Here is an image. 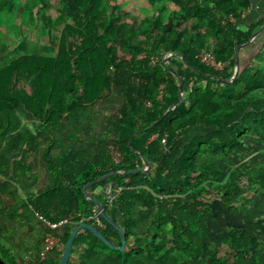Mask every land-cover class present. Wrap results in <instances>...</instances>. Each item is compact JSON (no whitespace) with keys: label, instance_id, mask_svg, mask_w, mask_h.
<instances>
[{"label":"trees","instance_id":"1","mask_svg":"<svg viewBox=\"0 0 264 264\" xmlns=\"http://www.w3.org/2000/svg\"><path fill=\"white\" fill-rule=\"evenodd\" d=\"M142 1L150 13L139 22L129 21L118 4L106 6L103 0H60L62 8H48L42 16L36 15L49 28L48 33L51 23L64 27L54 40L53 55L25 52L9 63H0V152H9L23 139L19 112L27 118L53 123L55 128L65 117L95 103L104 92H113V154L119 159L113 160L111 171L149 166L146 172L118 173L86 189L101 200L107 213L104 198L95 197L93 190L108 182L122 187L116 201H126L120 206L124 225L116 222L124 230L126 241L133 240L134 248L127 254L115 255L113 264H132V256L157 253L156 235L150 239L136 232L138 220H144L146 215L137 212V218L131 216L134 203H153L150 192L134 190L138 179H144L160 195L174 194L178 188L180 193L193 195V199L196 190L205 184L210 187L212 198L204 204V210L187 211V200L176 202L175 209L156 200L150 209L156 217L152 226L162 228L168 221L171 223L173 244L190 259L181 264H229L226 257L216 255L220 243L234 253V264H264V243H258L260 235L248 230L264 212V194L260 199L254 197L257 190L264 192V51L257 52L250 64L233 77L236 48L247 44L264 26V18L246 30L237 25L253 0ZM64 12L71 16V23L64 19ZM255 39L264 48V27ZM19 47L27 50L25 42ZM202 50L227 66L214 70L203 64L198 57ZM112 67L113 77L108 73ZM179 81L183 84V102L177 105ZM194 128L212 131L184 143L180 158L174 160L172 154L181 138ZM26 135L27 142L33 137L35 140L31 132ZM106 136L110 139L109 131ZM66 149L62 150L65 157H60L64 162L69 158L64 153H77ZM9 163L10 158L0 154V164ZM109 171L81 172L79 178L74 177L69 183L73 200L60 197L66 174L54 175L52 189L57 190L54 200H44L43 216L54 223L74 218L71 225H63V246L76 225L93 215V203L85 198L82 187ZM125 193L131 201L123 197ZM145 196L149 198L142 202ZM14 212L11 210V216ZM100 219L105 229L98 228L92 220L85 222L120 244L116 229ZM90 239L100 242L85 230L78 232L70 256L79 245H86L90 252ZM5 251L0 243V264H20Z\"/></svg>","mask_w":264,"mask_h":264},{"label":"rangeland","instance_id":"2","mask_svg":"<svg viewBox=\"0 0 264 264\" xmlns=\"http://www.w3.org/2000/svg\"><path fill=\"white\" fill-rule=\"evenodd\" d=\"M0 2L2 6V11H0V63H9L15 58L22 56L25 52L28 54L44 56H51L54 54L56 48L54 40L59 37L64 24L51 23L52 26L50 33H48L49 28L45 27L36 15L40 14L42 16L48 8H62L60 0H44L42 3H37L35 0H0ZM103 3L106 6L118 4L122 8V11L126 12L128 17L127 19L129 21L134 19L136 22H139V20L150 13V8L147 3L142 0H103ZM261 4L262 5L258 7L254 15L261 16L264 13V0H262ZM63 15L67 23L72 22L71 16L65 12ZM249 15V13L245 14L244 17L239 20V23L237 22V25L239 24L238 26L241 30H246L248 23L246 24L245 22H247ZM22 42L27 44L26 51L19 47ZM238 50V55L240 57V60H238V67L241 70L250 64L252 58L257 52L264 51V48L262 47L261 41L255 39L253 43H247L239 47ZM159 56L162 57V55ZM164 61L165 60H163V62ZM108 73L113 77V67L108 70ZM107 94L109 93L104 92L102 97L95 103L89 105L87 108L80 109L78 113L73 114L72 117H65L60 121V123H58V126L57 124L55 125V128L53 127V123L50 125L42 122L40 119L27 118L26 115H23L20 112L18 113L20 118L19 133H23V139H19L17 141V147L11 149L9 152H0V154H2L5 158H10L8 166L0 164V188L7 193L6 197L8 198L7 200L2 197V200H0V206H2V209L6 210L7 213L13 210V208H17L19 213H21L23 217L28 220V224L23 226L17 225V216L15 217L16 219L14 222H10L11 225H7L9 220L7 219V216H5V223L0 225V233H2V237L4 236V239H1L0 237V243L6 248L5 252L8 251L9 253H12L13 251V256H15L20 263L25 264V259L23 256H20L23 250L19 248L20 246L16 247L19 243H12L10 246L9 241H7L5 237H8V240L13 241L15 234L20 233L23 230V237L21 241H24L23 243H25V250L27 249L28 253L33 254L35 252L36 240H40L41 238L40 230L48 228L46 225L48 219L43 216V212L45 211L44 200L39 199L37 201H33L31 196L28 195V188L26 189V187H28V182H25L26 184L24 186L18 183L14 177L15 172H18L22 163L29 164L30 162L40 160L50 161L57 165V171H64L66 174V177H63V181L61 182H63L62 188H64L65 192L68 191L69 195L67 193H63V190H61L60 193H62V195L60 197L69 196L71 197L70 199L73 200V196L71 194L72 187H69V183L72 182V179L74 180L77 173L81 174V172H83L94 174L100 170L111 171V169H113V160L118 156L117 154H113V114L111 113L113 112L111 111V109H113V92L110 93V95ZM26 130L27 132H31L33 136L35 135V140L33 137L30 142H27ZM107 131H109L110 139L106 136ZM211 131V129L194 128L188 135L183 136L178 149L172 154L174 160H178L180 158V155L183 152L184 143L191 141L193 138L202 137ZM52 134H54L55 137H51ZM152 138H155V135ZM7 139L9 140V138ZM57 140L60 142H56ZM44 141H46V143ZM2 146H4V144ZM48 148L50 150L49 152H47ZM2 149L3 148H0V150ZM19 149H22L23 152ZM64 149L69 151L72 150L71 152L77 151V153L74 152L72 155L64 153L69 157L64 162L60 158L63 156L62 150ZM13 156L17 158L16 161H14V158L12 159ZM63 157H65V155ZM126 157L129 158L130 155H127ZM31 172L32 170L30 169L29 173ZM143 180H136L137 182H135L136 185L134 186V190L139 191L143 189L147 193L150 192L149 194L153 198V203L149 206H143L141 203H134L135 208L131 210V216L133 215L137 218V212L139 214L143 213L146 215L144 220H138L139 225L136 232L140 237L147 234L150 239L156 235L154 242L157 244V253L153 256H147L145 253L140 256H132L134 258H131L132 264H181L186 260H190L189 258L183 257L181 255V251L173 244L175 241V235L170 230L171 223L169 221L162 228L152 226L151 222L155 220L156 217L155 211L150 209L155 207L157 203L156 200L164 203L165 206L169 207V209L177 208L176 205L173 207L176 202L181 203V200H187V203L189 204L187 211H191L192 208L195 210H204V204L209 203L212 198V195L210 194V187L205 184L203 189H198V191L196 190L197 196L193 199V195H190V193H180L178 188L174 194L160 195L153 192L149 185ZM53 182H56V180L53 179ZM38 185L39 183L34 184L33 187L29 186L34 189L36 187L46 189L45 184V186L41 185V183L39 186ZM108 185H113V182H108L107 184L96 188L92 193L98 199L100 196L104 198ZM131 189H133V186ZM30 191L32 192V190ZM119 192L120 191L116 193V198ZM44 194H41L38 197L43 198ZM262 194H264L262 190H257L254 193V197L260 199ZM128 196V193L123 194V197L126 198L127 201H131V198ZM44 198L45 200H54L53 195L51 194L45 196ZM148 198L149 197L147 196L143 197L142 202L147 201ZM116 200L117 199H115L113 203V219L118 221L123 226L124 219L120 212V206L126 203V201L119 202ZM55 205L59 206L58 203H55L54 206ZM36 212L39 216L35 214ZM107 214H109L108 211ZM260 214H262V216L258 215V217H256L255 220H253V223L248 227V230L254 232L257 237L260 235L256 240L258 243L260 242L263 244L264 224L262 222L264 220V212H260ZM66 219L71 222L67 225H71L74 222V218ZM37 225L39 226L38 229L36 228ZM30 230H32V232ZM115 231L118 233L117 235H119V232L117 230ZM26 232L30 234L25 235ZM133 233L134 231L130 232L131 237H133ZM7 234L8 236H6ZM43 234H45V232ZM30 238H33V240H30ZM113 242L119 244V242L114 238ZM159 242L162 243L159 244ZM92 243L93 247L90 252L83 253L80 258L77 259L78 262H81L78 264H113V258L115 255L127 254L131 252L132 248H134L132 239L126 241V250L124 248L123 251L112 250L101 240L100 242L92 240ZM216 255L217 257H226L229 264H234V253L225 245V243L217 245Z\"/></svg>","mask_w":264,"mask_h":264},{"label":"crops","instance_id":"3","mask_svg":"<svg viewBox=\"0 0 264 264\" xmlns=\"http://www.w3.org/2000/svg\"><path fill=\"white\" fill-rule=\"evenodd\" d=\"M261 3H262V0H253L252 1V5H251L249 11L247 12L250 15H249V18H248L247 22H245L246 24L248 23L247 26L250 25V24L256 23L261 18H264V13L261 16L260 15H257V16L254 15L256 10L258 9V7L260 5H262ZM241 23L244 24L243 22H241ZM49 151L50 150L48 148L47 152H49ZM56 166L57 165H55L54 163H52L50 161H47V160H40V161H36V162H30L29 164L22 163V166H20L21 168L18 170V172L17 171L15 172L14 177L16 178L17 182L20 183L22 186H24L28 182L27 183L28 187H26V189L28 188V195L31 196V199L33 201L34 200L37 201L39 199L45 200V198H44L45 196H48L50 194L53 195V193H55V191L57 190V189H52V187L55 184V182H53V179L55 177L54 175L56 173H58L59 175H63L64 174V172L57 171L56 170ZM30 169L32 170L31 173H29ZM80 175L81 174L77 173L75 175V178H79ZM36 183H39V185H40V183H41V185L45 184L46 185V189H42V187H36L35 189L30 187V186L33 187L34 184H36ZM0 186H1V184H0ZM30 190H32V192ZM61 190H62V188H61ZM44 193H46V194H44ZM6 194L7 193L4 190H1V188H0V200H2V197H4V199L8 200V198L6 197ZM41 194H44L43 198L38 197ZM99 202L101 203V200H99ZM13 210L15 212H14V215L11 216V211L9 213H7L6 210H3L2 206H0V216H1L0 225H2V223H5L4 222V219H5L4 217L5 216H7V219L9 220L7 222L8 223L7 225H11L10 222H14L15 219H16L15 217H17V216H18L17 225H19V226L27 225L28 224L27 223L28 220L25 219V217H23V215L21 213H19V210L17 208H15V209L13 208ZM107 211L109 212L108 215H110L113 218V205L112 206H108L107 207ZM35 214L37 216H39L37 212ZM51 216L54 217V214H51ZM65 226H61V227L56 228L55 230H51V231L49 229H47V228H45L43 230H40L41 238H40V240H36L35 252L33 254L32 253H28L27 249L25 250V243H23L24 241H21V239L23 237V232H22L23 230L22 229H21L22 231L19 230V231H21L20 233H16L15 234V237H14L13 241L8 240V237H5V238H6L7 241H9V245L10 246H11L12 243H17V244L19 243V245L16 246V247L20 246L19 248L23 250V252L20 254V256L24 257L25 264H37L38 261H39V256H40V252H41L42 241H43L44 235H46L47 233L52 232L56 236H58L60 239H62V236L64 234V227ZM36 228L38 229L39 226L37 225ZM0 229H1V227H0ZM30 231L32 232V230H30ZM44 232H45V234H43ZM27 234H30V233L26 232L25 235H27ZM6 236H8V234ZM0 237H1V239H4L3 238L4 236L2 237V233H0ZM31 239L33 240V238H30V240ZM111 240L113 241V238H111ZM12 253H13V251H12ZM83 253H87V246L86 245L85 246L79 245L77 248H75L74 249V253H73V255L70 258L71 263L72 264L81 263V262H78L77 259L80 258V256ZM30 254H32V255H30ZM20 264H22V263H20Z\"/></svg>","mask_w":264,"mask_h":264},{"label":"water","instance_id":"4","mask_svg":"<svg viewBox=\"0 0 264 264\" xmlns=\"http://www.w3.org/2000/svg\"><path fill=\"white\" fill-rule=\"evenodd\" d=\"M264 27V26H263ZM262 27V28H263ZM261 28V29H262ZM261 29H259L257 32H255L252 37L250 38V40L248 41V43L252 42L253 39L258 35V33L261 31ZM239 48V47H238ZM238 48H236L235 50V61H236V66H235V73L233 75L236 76L238 71H239V67H238ZM182 90H183V84L182 81H179V103L177 105H180L183 102V97H182ZM130 143V142H129ZM149 166L146 164L145 168H136L133 170H129V171H110L107 172L106 174L102 175L101 177L88 182L87 184H85L82 187V191L84 192V196L86 199L90 200L93 203L94 206V210H96L100 217L102 219H104L108 224H110L112 227H114L118 232H119V236H120V244H116L114 243L111 239H109L107 236H105L101 231H99L96 227H94L93 225L87 223V222H80L79 224L76 225V227L70 232L69 238L67 239L62 254L59 258V262L58 264H68V262L70 261L71 258V250L73 247V242L74 239L77 235V233L81 230H85L91 234H93L95 237H97L99 240H101L105 245H107L110 249L112 250H118V251H123L126 245V238H125V232L124 230L120 227V225L110 216L108 215L104 209L103 206L101 205V203L94 198L91 194L86 192V189L89 188L90 186L97 184L103 180H105L106 178L121 173L124 175H129L131 173H138L140 171L146 172L148 170Z\"/></svg>","mask_w":264,"mask_h":264},{"label":"built area","instance_id":"5","mask_svg":"<svg viewBox=\"0 0 264 264\" xmlns=\"http://www.w3.org/2000/svg\"><path fill=\"white\" fill-rule=\"evenodd\" d=\"M198 57L203 64L213 68L214 70H222L227 66L226 62L217 60L211 53H209L206 50H202L199 53ZM121 189H122L121 186L108 185L104 194L105 207L113 205L116 199V193L118 191H121ZM87 220L94 221V223L97 225L98 228L101 229L106 228L105 224L100 219L99 213L96 210H94L93 215L87 218L85 221ZM69 223L71 222L68 221L67 219L60 220L57 223L48 220L46 222V225L50 230H55L56 228H59L63 225H67ZM63 248L64 246L61 242V239L58 236H56L52 232L47 233L46 235H44L42 241L41 252L37 264H58Z\"/></svg>","mask_w":264,"mask_h":264}]
</instances>
